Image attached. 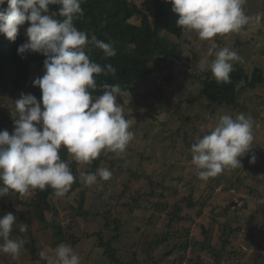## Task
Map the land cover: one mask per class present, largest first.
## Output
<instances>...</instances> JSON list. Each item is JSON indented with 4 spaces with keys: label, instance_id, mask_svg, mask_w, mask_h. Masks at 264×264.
<instances>
[{
    "label": "rangeland",
    "instance_id": "rangeland-1",
    "mask_svg": "<svg viewBox=\"0 0 264 264\" xmlns=\"http://www.w3.org/2000/svg\"><path fill=\"white\" fill-rule=\"evenodd\" d=\"M243 10L249 16L264 13V0H246ZM132 21L139 23L136 17ZM166 38L178 45L185 60L189 59L190 63L177 62L172 70L162 64V68L159 67L124 95L122 103H117L130 122L129 131L134 133V138L127 146L130 150L117 153L116 158H112L111 152L103 150L104 161L100 167L111 171L109 180L98 179L93 185L81 182L87 189L83 203L82 187L72 191L71 186L63 197H57L54 190L50 198V211L45 209L43 201L36 202L37 188L25 194L11 193L0 198V217L9 212L17 217L10 238L24 241L16 259L0 252V264H47L41 260L40 252L46 251L49 256L53 254V250L60 245L57 237L59 229L63 230L67 241L63 244L72 246L80 257V264H195L192 259L195 261L198 256L202 257L197 260L201 263L203 258H207L200 249L193 253V246H189L187 252L179 251L186 243V237L204 239L201 225L212 229L214 227L217 236V231L225 235L242 227L241 233L231 239L234 244L231 247H235L237 254L236 263L264 264V232L251 221L260 217V221L264 222V216L256 212L257 207H264V203L260 202L264 200V181L257 179L264 174V85L255 91L245 90L238 100L243 114L251 116L255 121L250 150L239 158L242 166H229L230 173L223 178L226 181L220 180V183L213 185L196 177V170L191 163V145L203 130L208 133L215 127L220 115L230 114L234 117L239 112L216 105L206 98L197 102L201 85L185 75L186 71L188 74L210 71L209 63L213 57H208L207 52L213 45L217 48L228 47L237 52L241 59L234 62L233 69L242 68L249 74L257 68L264 70V18L259 23L252 21L241 32L220 34L212 40H200L195 31L187 29L181 38ZM33 71L34 75L44 73V64L35 65ZM162 94L166 99L158 101ZM19 97L20 94L4 99L0 110L9 111L14 119L18 118L15 100ZM175 111L178 114L173 117ZM184 116L187 120L183 126L175 119ZM158 121H163L168 127ZM183 134L189 136V144L183 142ZM253 154L256 156L255 164L249 162ZM68 159L76 167L80 180L81 173H89L93 161L83 164L70 153ZM142 160L144 166L141 172L146 174V179L132 177L123 168L125 165L120 167L116 163L128 161L129 164L140 166ZM186 170L189 171L186 179H180L176 186L175 179L183 177ZM217 176L220 177L219 174ZM237 177L239 180H236ZM226 185L232 188L228 187L229 190L225 191ZM164 188L169 191L165 193ZM176 191L182 196H190L200 204H206L198 205L195 210L183 204V216L190 215L192 223L174 228L180 231L186 227L190 230L189 236H184L185 230L180 231L182 236L177 238L178 241L158 244L161 239L166 240L173 233V228L167 225L169 213L179 203L175 197ZM243 199L248 201V208L247 201ZM156 207H159V212H156ZM107 220L111 222L108 228ZM21 225H27V230L22 232ZM98 233H102L104 242L109 243L117 262L107 256L106 248H101ZM212 241L209 239L211 247Z\"/></svg>",
    "mask_w": 264,
    "mask_h": 264
},
{
    "label": "clouds",
    "instance_id": "clouds-1",
    "mask_svg": "<svg viewBox=\"0 0 264 264\" xmlns=\"http://www.w3.org/2000/svg\"><path fill=\"white\" fill-rule=\"evenodd\" d=\"M7 3L0 9V34L15 41L26 23L27 40L18 47L23 58L28 53L46 57L44 74L33 81L41 89L38 100L32 94L21 93L15 100L18 118L14 130L0 131V198L12 192L25 194L30 189L51 187L57 197H63L74 183L69 164L59 155L66 147L72 157L90 164L103 150L123 152L134 138L130 122L117 104L123 94L119 84L104 83L103 94L93 96L97 88L94 76L101 73L116 75V69L101 66L90 59L87 48L92 45L103 50L105 58L116 56L112 44L74 26V17L83 15V0H0ZM178 17L177 26L195 31L200 40H212L220 34L241 32L252 21L259 23L264 13L246 15V0H168ZM60 5L56 13H49V5ZM87 49V52H86ZM213 57L209 68L214 78L228 82L234 62L241 59L228 47L213 45L207 52ZM90 89L92 91H90ZM255 121L243 113L219 116L215 127L197 137L191 145V163L202 181L216 177L225 167H241L240 157L250 150L254 139ZM256 163L253 154L250 161ZM111 171L99 167L94 173H81V182L93 185L98 179L107 181ZM264 181V174L258 178ZM264 203V200L260 201ZM17 217L9 212L0 217V252L18 258L23 240L10 238ZM20 230L26 231L27 225ZM47 264H80V257L71 245L60 244L52 255L40 252Z\"/></svg>",
    "mask_w": 264,
    "mask_h": 264
},
{
    "label": "trees",
    "instance_id": "trees-1",
    "mask_svg": "<svg viewBox=\"0 0 264 264\" xmlns=\"http://www.w3.org/2000/svg\"><path fill=\"white\" fill-rule=\"evenodd\" d=\"M8 4L5 2L0 4V9H6ZM60 5H49V13H56L58 19H63L59 17ZM83 9V15H78L74 17V26L78 30L86 31L88 33L89 39L92 35H95L97 39L110 43L113 45L116 56L111 58H105L103 50L88 45L91 51L88 52L90 59L94 62L99 63L102 67L111 64L116 69V75L113 77L111 73L97 74L94 79L97 84L95 91H92L93 96H99L103 94L102 85L108 83L110 85L119 84L123 90V94L117 97V103L121 102V98L128 94L140 81L150 77L155 70H157L163 64L166 67H170L172 70L173 66L177 62H189V59L184 58L183 52L178 48V45L174 42H169L170 40L166 36H175L181 38L184 33V28L177 26L176 20L178 17L172 12V5L168 0H83L81 5ZM136 17L139 23H135L132 19ZM29 25L26 23L21 27L17 34L15 41L9 40L5 35L0 34V106L4 99L15 96L21 93L32 94L38 100L41 97V89L35 87L33 81L41 77L44 73L41 72L39 75H34L35 65L44 64V57L38 53H28L22 58L18 54V47L27 40L25 34V29ZM87 52V49H86ZM191 63H193V60ZM188 70L189 67H186ZM185 75L189 79L199 82L201 85V91L196 101H201V98H206L212 103L220 106H226L231 109L237 110L239 113H244L241 110V105L238 100L241 98L242 93L245 90L255 91L259 86L264 85V70L257 68L252 74L247 73L242 68L233 69L230 74V79L228 82H218L211 71L197 72L196 74L185 72ZM166 99L164 94L160 95L157 99L158 101ZM178 114L175 111L173 117ZM14 118L9 111L0 110V131L7 130L10 134L14 130ZM177 122L184 126L187 117L175 119ZM162 126L168 127L163 123V121H158ZM188 123V122H187ZM194 130V129H193ZM207 132H204L199 136L202 137ZM185 134V132H184ZM181 135L183 137V142L187 144L188 137L186 135ZM130 149L126 147L123 151H129ZM263 152V150H260ZM60 157L62 160L67 162L72 169V173L75 177L74 183L72 184V191L76 190L78 187L83 188V193L81 196V202L85 201V196L87 193L86 187L82 186L81 180L79 179L77 169L74 165L69 162L68 156L69 152L66 147H61ZM112 153V152H111ZM263 154V153H262ZM117 153H112V158H116ZM104 161V151L93 160L89 173H94L97 168L102 165ZM120 167H124L129 171L135 178H145L146 174L141 169L144 166L143 160L140 161V166L134 163H128V161H121ZM190 162L186 165L189 166ZM194 168L195 166L192 165ZM188 170V169H187ZM185 172L183 177H178L175 179V184L178 186L180 179H186L189 171ZM231 168L225 167L224 170L219 174V176L210 178L206 181L207 184L212 183L216 185L220 183V180H225L230 173ZM239 171V170H238ZM197 177V174H196ZM236 180H239L237 177ZM202 181V180H200ZM226 181V180H225ZM242 181V180H241ZM204 182V181H202ZM229 182V181H228ZM244 183V182H239ZM213 188L211 185L209 186ZM228 187L231 189V185L225 186V191H228ZM36 202L43 201L44 207L47 211L51 210L50 198L54 193V189L48 187L44 190L37 188ZM165 193L169 189L164 188ZM13 194L19 195L20 193L12 192ZM254 194V193H253ZM250 194V195H253ZM164 197V195H162ZM179 199V203L174 205L173 209L169 213L170 220L168 221V227L173 228V233L169 234L166 240L161 239L158 244H163L167 241L174 240L182 236L180 231H186L184 236H189L190 230L185 229L176 231L174 227L180 224H191L192 217L183 216V204H186L188 209L195 210L198 205L204 206L206 203L200 204L199 201L194 200L190 196L185 197L176 191V196ZM244 201H247L243 199ZM35 202V201H34ZM30 203V206L34 203ZM246 207L248 208V201ZM156 212H159V207H156ZM165 212L167 213V204H165ZM258 215L264 216V207L259 206L256 210ZM165 215L164 213H162ZM234 216H236L233 213ZM237 217V216H236ZM240 220V219H239ZM255 227L264 232V222L260 221V217H255L251 220ZM111 222L107 220L106 227H110ZM219 227V226H218ZM203 240H195L193 238L186 237V243L180 247L181 250L188 251L189 246H193V253L198 249L202 251L204 256L203 262L199 263L197 260L202 257L198 256L193 262L195 264H237L235 254V247H231L234 237L239 235L242 231V227L236 230H232L229 233L223 235L222 231H217L219 235H216L215 228L207 227L201 225ZM222 230V228H220ZM100 239L101 248L107 249L106 254L113 262H117L116 254L110 251V245L108 242H104L102 233L97 234ZM59 244L66 243L63 230L59 229L57 233ZM255 236L252 237V239ZM209 239L213 240L210 246ZM251 239V240H252ZM178 241V240H177ZM255 242V239L253 240ZM234 246V244L232 245ZM228 247V248H227ZM233 249V251L231 250ZM35 251V249H34ZM33 251V254H34ZM181 260V263H183Z\"/></svg>",
    "mask_w": 264,
    "mask_h": 264
}]
</instances>
